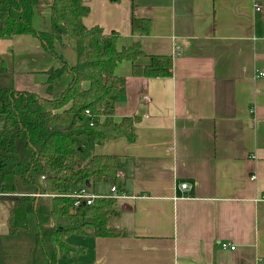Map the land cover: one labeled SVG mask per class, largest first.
Here are the masks:
<instances>
[{
  "label": "crops",
  "instance_id": "1",
  "mask_svg": "<svg viewBox=\"0 0 264 264\" xmlns=\"http://www.w3.org/2000/svg\"><path fill=\"white\" fill-rule=\"evenodd\" d=\"M83 4L87 28L118 33L119 51L140 43L146 56L138 66L170 56L173 73L136 76L132 61L117 63L126 85L112 120L135 117V138L119 136L94 154L119 157L107 198L115 200L111 226L123 235L71 233L82 236L77 245L67 242L79 251L59 255L57 264H264V0ZM134 18L149 19V28L133 32ZM33 25L50 31L48 5L35 9ZM56 51L70 67L77 64L70 36ZM0 58L16 90L43 99L58 98L72 80L65 72L48 85V72L61 64L32 35L0 37ZM13 207L11 198H0V237L9 233Z\"/></svg>",
  "mask_w": 264,
  "mask_h": 264
},
{
  "label": "trees",
  "instance_id": "2",
  "mask_svg": "<svg viewBox=\"0 0 264 264\" xmlns=\"http://www.w3.org/2000/svg\"><path fill=\"white\" fill-rule=\"evenodd\" d=\"M41 5L51 10L48 32L33 25L35 9ZM89 11L83 0H0V37L38 38L61 64L48 72V85L65 72L72 74L58 98L43 99L16 90L0 58V198L14 201L9 233L0 237V264H57L59 255L79 251L66 242L71 233L92 229L100 237L123 235L111 226L116 215L113 198L100 197L92 205L75 206V199L65 195L116 180L119 157L95 155V147L119 136L135 138V117L120 123L112 120L126 85V79L115 74L117 63L132 61L136 76L170 77L173 60L153 55L149 65L138 66L135 61L146 56L140 43L119 51L118 33L104 34L98 26L83 24ZM149 26V19L132 20L133 32L146 31ZM63 36L76 42L74 67L56 51V42ZM85 82L90 84L87 89ZM65 219L70 223H63Z\"/></svg>",
  "mask_w": 264,
  "mask_h": 264
},
{
  "label": "built area",
  "instance_id": "3",
  "mask_svg": "<svg viewBox=\"0 0 264 264\" xmlns=\"http://www.w3.org/2000/svg\"><path fill=\"white\" fill-rule=\"evenodd\" d=\"M260 6H257V10H260ZM259 76H264V73H260ZM86 114L89 117H92V114L89 110H86ZM91 124H93V122H91ZM120 176V175H119ZM190 189V186L186 183L181 185V190L182 191H188ZM111 192L112 195L114 197H119V193H118V186L113 185L111 188ZM35 196H52V197H57L59 195L57 194H42V193H36L34 194ZM65 196L67 197H72L75 199V206H79L81 204L83 205H92L94 203V201L98 198H100L98 195H96L93 191H91V189H89L87 186L82 187L80 190H76L70 194H66ZM112 196V197H113ZM222 249H230V250H235L236 246L235 245H231L229 243H223L222 244Z\"/></svg>",
  "mask_w": 264,
  "mask_h": 264
},
{
  "label": "rangeland",
  "instance_id": "4",
  "mask_svg": "<svg viewBox=\"0 0 264 264\" xmlns=\"http://www.w3.org/2000/svg\"><path fill=\"white\" fill-rule=\"evenodd\" d=\"M2 128V121H0V129ZM95 187L98 188V190H96V192H99V194L96 193V195L100 196V197H111V193H110V182L108 181H103L99 184H97ZM94 189V187L92 188ZM65 224H69L70 222L65 219L64 221H62ZM82 236H79V234H70L66 237V242H68L69 244H76L78 240H81ZM72 257H78L77 254H73L71 255ZM71 256H64L63 259H69V257Z\"/></svg>",
  "mask_w": 264,
  "mask_h": 264
},
{
  "label": "water",
  "instance_id": "5",
  "mask_svg": "<svg viewBox=\"0 0 264 264\" xmlns=\"http://www.w3.org/2000/svg\"><path fill=\"white\" fill-rule=\"evenodd\" d=\"M87 185L89 186V183H87Z\"/></svg>",
  "mask_w": 264,
  "mask_h": 264
}]
</instances>
